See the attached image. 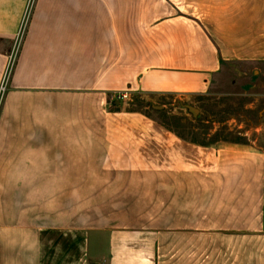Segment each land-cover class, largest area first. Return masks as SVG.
Here are the masks:
<instances>
[{
  "label": "crops",
  "instance_id": "1",
  "mask_svg": "<svg viewBox=\"0 0 264 264\" xmlns=\"http://www.w3.org/2000/svg\"><path fill=\"white\" fill-rule=\"evenodd\" d=\"M237 63L264 0H0V264H264V150L132 109Z\"/></svg>",
  "mask_w": 264,
  "mask_h": 264
},
{
  "label": "rangeland",
  "instance_id": "2",
  "mask_svg": "<svg viewBox=\"0 0 264 264\" xmlns=\"http://www.w3.org/2000/svg\"><path fill=\"white\" fill-rule=\"evenodd\" d=\"M254 71L248 64H232L208 95L189 101L139 98L132 109L189 140L211 143L218 132L219 140L238 142L241 138V143H255L264 150V73Z\"/></svg>",
  "mask_w": 264,
  "mask_h": 264
},
{
  "label": "trees",
  "instance_id": "3",
  "mask_svg": "<svg viewBox=\"0 0 264 264\" xmlns=\"http://www.w3.org/2000/svg\"><path fill=\"white\" fill-rule=\"evenodd\" d=\"M218 134H219L218 132L215 134L217 136V138L215 140H213V142H211V143H200V142L195 141V140H190V141H192L194 143H199V144L205 145V146L213 145V144H216V143L221 142V141H223V142H232V141L219 140ZM177 135L182 137V138H184V139H186L185 137L181 136L180 134H177ZM187 140H189V139H187ZM240 141H241V138L238 139V142L233 141V143H241Z\"/></svg>",
  "mask_w": 264,
  "mask_h": 264
},
{
  "label": "built area",
  "instance_id": "4",
  "mask_svg": "<svg viewBox=\"0 0 264 264\" xmlns=\"http://www.w3.org/2000/svg\"><path fill=\"white\" fill-rule=\"evenodd\" d=\"M6 90L5 86L2 87V92H4ZM119 100H122V101H129L131 100V96L129 93H122V94H119L118 97H117Z\"/></svg>",
  "mask_w": 264,
  "mask_h": 264
},
{
  "label": "water",
  "instance_id": "5",
  "mask_svg": "<svg viewBox=\"0 0 264 264\" xmlns=\"http://www.w3.org/2000/svg\"><path fill=\"white\" fill-rule=\"evenodd\" d=\"M191 110H192V112H195V113H197V112H196L194 109H192V108H191Z\"/></svg>",
  "mask_w": 264,
  "mask_h": 264
}]
</instances>
